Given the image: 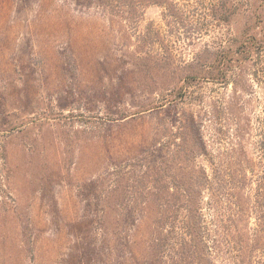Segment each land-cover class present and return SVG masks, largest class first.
<instances>
[{
    "label": "rangeland",
    "instance_id": "374dc122",
    "mask_svg": "<svg viewBox=\"0 0 264 264\" xmlns=\"http://www.w3.org/2000/svg\"><path fill=\"white\" fill-rule=\"evenodd\" d=\"M238 2L228 25L190 42L157 4L141 3L126 21L96 0H0V264H149L153 213L121 226L118 196L107 199L106 190L118 167L161 136L193 131L192 122L207 143L209 171L227 182L250 164L257 186L264 48L229 68L228 84L205 77L172 101L170 72L206 46L231 38L240 46L250 35L264 41V0ZM259 225L250 211L245 227Z\"/></svg>",
    "mask_w": 264,
    "mask_h": 264
},
{
    "label": "trees",
    "instance_id": "16d2710c",
    "mask_svg": "<svg viewBox=\"0 0 264 264\" xmlns=\"http://www.w3.org/2000/svg\"><path fill=\"white\" fill-rule=\"evenodd\" d=\"M141 3L163 7L168 25L179 35H187L190 42L211 28L228 25L241 10L238 0H195L193 11L177 0H96L126 21L140 13ZM227 41L206 46L204 53L181 66V73L178 69L170 72L177 79L172 101L182 102L190 84L205 77L228 84L229 68L241 66L243 56L264 48L258 36L246 37L240 46L232 38ZM163 48L161 55L170 61L172 46ZM190 126L193 131L180 128L170 140L161 136L117 168V179L105 197L118 196L114 201L122 211L120 225L127 227L145 211L153 213L149 264H264V174L251 188L255 180L249 169L254 166L244 163L223 182L217 170L209 171L205 163L210 153L200 126L194 122ZM180 136L182 143L177 141ZM252 210L261 224L255 229L245 227Z\"/></svg>",
    "mask_w": 264,
    "mask_h": 264
}]
</instances>
